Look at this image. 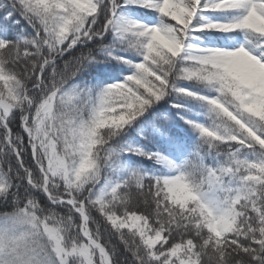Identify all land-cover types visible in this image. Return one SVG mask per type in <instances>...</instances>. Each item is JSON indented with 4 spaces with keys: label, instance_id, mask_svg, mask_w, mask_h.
Listing matches in <instances>:
<instances>
[{
    "label": "snow or ice",
    "instance_id": "snow-or-ice-1",
    "mask_svg": "<svg viewBox=\"0 0 264 264\" xmlns=\"http://www.w3.org/2000/svg\"><path fill=\"white\" fill-rule=\"evenodd\" d=\"M0 264H264V0H0Z\"/></svg>",
    "mask_w": 264,
    "mask_h": 264
},
{
    "label": "trees",
    "instance_id": "trees-1",
    "mask_svg": "<svg viewBox=\"0 0 264 264\" xmlns=\"http://www.w3.org/2000/svg\"><path fill=\"white\" fill-rule=\"evenodd\" d=\"M14 128H15V126H14Z\"/></svg>",
    "mask_w": 264,
    "mask_h": 264
}]
</instances>
